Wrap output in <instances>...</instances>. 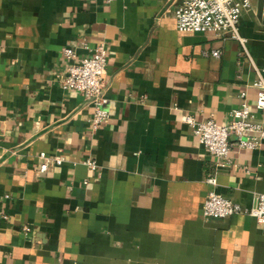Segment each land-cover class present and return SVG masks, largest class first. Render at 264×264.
I'll use <instances>...</instances> for the list:
<instances>
[{
	"label": "crops",
	"instance_id": "0c3cea01",
	"mask_svg": "<svg viewBox=\"0 0 264 264\" xmlns=\"http://www.w3.org/2000/svg\"><path fill=\"white\" fill-rule=\"evenodd\" d=\"M181 1L0 0V264H264V224L202 215L211 190L244 207L264 193V140L232 145L218 167L184 121L227 123L244 90L264 123L251 86L264 78V0L239 18L248 55L177 30ZM99 44L110 118L94 129L92 104L59 76ZM41 151L64 162L39 172Z\"/></svg>",
	"mask_w": 264,
	"mask_h": 264
},
{
	"label": "built area",
	"instance_id": "2783aa9c",
	"mask_svg": "<svg viewBox=\"0 0 264 264\" xmlns=\"http://www.w3.org/2000/svg\"><path fill=\"white\" fill-rule=\"evenodd\" d=\"M250 6L251 0H182L174 10L175 26L179 31L211 33L221 38L236 39L241 52L248 55L246 39L239 34V18ZM63 51L68 58H76L73 48H64ZM211 55L217 57L219 51L212 50ZM107 63V47L105 44H99L93 54L73 61L67 72L59 76L63 88L77 90L92 104L91 122L94 129L110 118L106 108ZM261 72L262 69H257V77L251 83L256 91V111H264V78ZM245 95L244 90L239 92L241 103L230 111V119L225 124H218L211 118L197 121L191 115L184 116V121L191 126L198 142L216 158L218 167L223 165L224 160H228L232 145L255 149L259 142L264 140V123L255 117V113L245 102ZM231 134L235 137L234 141L229 139ZM63 162L64 156L60 152L49 154L41 151L37 170L44 173L51 166ZM85 163L93 170L98 168L94 158H87ZM205 180L211 185L216 184L215 175H210ZM238 213L252 216L258 224H264V193L255 194L251 206L244 207L211 190L202 204V215L207 219H220ZM24 229L30 230L29 226H24Z\"/></svg>",
	"mask_w": 264,
	"mask_h": 264
}]
</instances>
